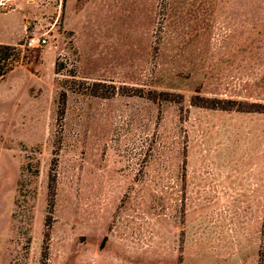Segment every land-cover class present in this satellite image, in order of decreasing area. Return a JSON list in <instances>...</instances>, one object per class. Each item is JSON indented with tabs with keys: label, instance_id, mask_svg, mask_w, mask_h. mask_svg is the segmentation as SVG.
Segmentation results:
<instances>
[{
	"label": "rangeland",
	"instance_id": "374dc122",
	"mask_svg": "<svg viewBox=\"0 0 264 264\" xmlns=\"http://www.w3.org/2000/svg\"><path fill=\"white\" fill-rule=\"evenodd\" d=\"M0 50V264H264V0H0Z\"/></svg>",
	"mask_w": 264,
	"mask_h": 264
},
{
	"label": "built area",
	"instance_id": "2783aa9c",
	"mask_svg": "<svg viewBox=\"0 0 264 264\" xmlns=\"http://www.w3.org/2000/svg\"><path fill=\"white\" fill-rule=\"evenodd\" d=\"M46 43V38L45 37H34V36H31L28 38L27 40V45L32 47V46H35V45H43Z\"/></svg>",
	"mask_w": 264,
	"mask_h": 264
},
{
	"label": "trees",
	"instance_id": "16d2710c",
	"mask_svg": "<svg viewBox=\"0 0 264 264\" xmlns=\"http://www.w3.org/2000/svg\"><path fill=\"white\" fill-rule=\"evenodd\" d=\"M0 59H1V50H0ZM3 74V72H0V76Z\"/></svg>",
	"mask_w": 264,
	"mask_h": 264
}]
</instances>
